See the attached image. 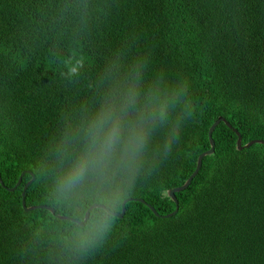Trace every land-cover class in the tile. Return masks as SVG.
<instances>
[{
    "label": "trees",
    "instance_id": "1",
    "mask_svg": "<svg viewBox=\"0 0 264 264\" xmlns=\"http://www.w3.org/2000/svg\"><path fill=\"white\" fill-rule=\"evenodd\" d=\"M237 131L264 140V0H0V264H264V143Z\"/></svg>",
    "mask_w": 264,
    "mask_h": 264
},
{
    "label": "water",
    "instance_id": "2",
    "mask_svg": "<svg viewBox=\"0 0 264 264\" xmlns=\"http://www.w3.org/2000/svg\"><path fill=\"white\" fill-rule=\"evenodd\" d=\"M220 121H225L228 125L231 126V124L224 118V117H219L217 119L216 122H214V124L210 127V130H209V138H210V141H211V148L207 151H204L203 153H201L198 157V162H197V167L195 169V171L191 174V176L188 178V180L182 185V186H179V187H175V188H172L169 190V195L175 200L176 202V209L174 212L172 213H169V214H166L164 216H171L175 213L178 212L179 210V201H178V198L176 196V192L177 191H181L185 188H187L190 183L192 182L193 178L198 174L200 168H201V165H202V161H203V157L206 156L207 154H211L214 152L215 150V140L213 139V136H212V133H213V130L215 129V127L219 124ZM237 134H238V140H237V145H238V148L239 149H242L243 147H249L251 146L252 144L258 142V143H264V140L263 139H255V140H252L250 142H248L247 144H245L244 146L242 145V136L241 134L237 131ZM30 173V174H33V172L31 170H27V171H23L18 182L16 183L15 187L14 188H11L12 190L16 189L22 182V179H23V175L25 173ZM34 178V177H33ZM33 178L25 185L24 189H23V207L26 211H29V210H32V209H35V208H38V207H43V208H47V209H50L53 213H55V209L50 207L49 205H34V206H27L26 204V198H25V193H26V189L28 188V186L31 184V182L33 181ZM0 182L3 186H5L4 182H3V179L0 175ZM129 199H126L123 203V209H122V212L121 213H116V212H113L111 211L110 209L106 208L103 204H93L91 205V207H89V209L87 210L86 212V215H85V219L83 221H78L79 223H81V225H84L85 221L89 218L90 216V212L91 210L94 208V207H103L105 208L108 212L118 216V217H122L124 215V212H125V209H126V202L128 201ZM149 206L151 207V209L157 214L159 215L158 211L154 208L153 205L149 204ZM59 218L61 219H73L69 216H63V215H57Z\"/></svg>",
    "mask_w": 264,
    "mask_h": 264
},
{
    "label": "clouds",
    "instance_id": "3",
    "mask_svg": "<svg viewBox=\"0 0 264 264\" xmlns=\"http://www.w3.org/2000/svg\"><path fill=\"white\" fill-rule=\"evenodd\" d=\"M112 119L109 113L105 112L102 113L101 116L98 118V121L95 124V128L97 130V136L94 140V144L98 141L101 145L102 152L101 158L106 156L112 146L116 143L118 135H119V121L118 119L113 120V126L109 129H105L106 122ZM102 133V135H100ZM143 137H140L137 141V147L142 146ZM170 150V149H169ZM90 164L89 156H85L81 159V161L74 166L72 170L68 172L66 177L64 178L63 184L66 187H73L79 182H81L84 177L87 175L88 169Z\"/></svg>",
    "mask_w": 264,
    "mask_h": 264
}]
</instances>
